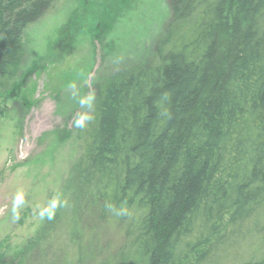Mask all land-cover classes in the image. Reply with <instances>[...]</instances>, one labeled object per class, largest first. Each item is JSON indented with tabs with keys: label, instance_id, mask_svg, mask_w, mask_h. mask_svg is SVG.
<instances>
[{
	"label": "trees",
	"instance_id": "16d2710c",
	"mask_svg": "<svg viewBox=\"0 0 264 264\" xmlns=\"http://www.w3.org/2000/svg\"><path fill=\"white\" fill-rule=\"evenodd\" d=\"M50 1L0 0V93ZM170 9L147 58L97 82L78 120L66 208L80 262L94 249L100 264H264V0ZM62 212L0 264L47 259Z\"/></svg>",
	"mask_w": 264,
	"mask_h": 264
},
{
	"label": "rangeland",
	"instance_id": "374dc122",
	"mask_svg": "<svg viewBox=\"0 0 264 264\" xmlns=\"http://www.w3.org/2000/svg\"><path fill=\"white\" fill-rule=\"evenodd\" d=\"M50 2L24 29L17 73L0 93V254L19 253L63 207L54 250L32 264H100L94 249L80 262L78 222L66 208L83 151L78 120L90 114L97 82L147 58L170 0Z\"/></svg>",
	"mask_w": 264,
	"mask_h": 264
}]
</instances>
